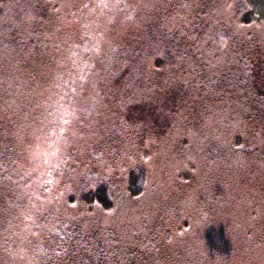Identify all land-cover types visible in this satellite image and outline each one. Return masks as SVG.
I'll return each mask as SVG.
<instances>
[{
    "label": "trees",
    "instance_id": "16d2710c",
    "mask_svg": "<svg viewBox=\"0 0 264 264\" xmlns=\"http://www.w3.org/2000/svg\"><path fill=\"white\" fill-rule=\"evenodd\" d=\"M86 4L94 7V21L77 23L79 32L69 38H79L65 43L56 75L45 79L42 91H27L31 82L20 86L24 90L4 80L0 86V217L12 219L22 208L21 218L49 223L44 234L53 248L41 264L50 258L76 264V256L78 264H171L181 255L179 243L186 242L185 253L197 237L195 212L186 208L194 206V190H204L210 163L223 156L220 138H230L242 156L246 151L243 133L220 127L238 112L249 124L264 123V0ZM78 104L87 114L76 119ZM95 122L103 124L100 130L106 126L97 144L87 138ZM71 123L82 138H66ZM94 157L106 163L123 158L124 176L94 171ZM82 159L86 168L68 179ZM165 172L173 176L169 183H190L172 189L182 206L166 224L150 213L161 205L170 212L163 190L160 197L170 184L157 180ZM124 202L136 222L127 234L114 225ZM63 203L72 205L70 214ZM77 204L85 207L77 212L81 226L72 213ZM93 211L96 216H88Z\"/></svg>",
    "mask_w": 264,
    "mask_h": 264
},
{
    "label": "rangeland",
    "instance_id": "374dc122",
    "mask_svg": "<svg viewBox=\"0 0 264 264\" xmlns=\"http://www.w3.org/2000/svg\"><path fill=\"white\" fill-rule=\"evenodd\" d=\"M86 1L91 2V0H0V86L4 80L7 85H11V88L24 90L20 86L25 82H31L32 88L27 91L31 92L33 89V92L42 91L47 86L45 79L56 75L60 59L64 56L65 43L68 44L69 40L75 41L79 38L77 36L69 38L79 32L77 23L88 22V19L94 21V7L86 4ZM110 23L112 20L105 26L106 34ZM49 32L52 35H48ZM14 80L16 82L12 83ZM13 94L16 93L13 92ZM79 108L80 104L75 108L76 119L80 115L87 114L83 111L82 104L81 111ZM142 112L144 113L141 115ZM158 112L162 111L158 110ZM144 117L145 111L140 109L138 118L144 119ZM73 127L74 123H71L69 130L65 133L66 138L67 136L69 139L82 138ZM254 127V131L250 129ZM101 128L103 124L95 122L94 135L87 136L91 140L94 139V144L105 138L106 126L100 130ZM220 128L223 133H243L247 139L244 140L246 151L242 156V149L234 148L232 145L235 144L230 143V138L226 137L225 140L220 138V155L223 156L220 159H213L210 163L209 172L205 177L203 176L202 183L208 179L202 186L204 190H194L192 195L194 206L188 204L186 208L188 210L190 207L195 212L194 214L193 211L190 212V218L197 237L191 238V248L185 253L186 242L179 243L181 255L175 261L170 258L171 264H264V123L249 124L238 112L232 123ZM248 144L255 146L251 147ZM234 150L238 153L233 155L231 152ZM83 160L74 164L75 169L70 170L68 179L86 168ZM93 164L94 171L99 170V174L108 178L112 175L124 176L123 172L127 167L123 158L117 163H106L103 159L94 157ZM171 178H173L172 174L165 172L159 174L157 179L162 185L170 184L167 189L162 187L160 190V197L163 190L164 196L161 198L164 197L170 205V212L168 213L164 205L155 206V209L150 212H155L158 220L164 224L172 220L173 211L176 214L180 213L179 207L182 206L179 194H176L178 200L173 201L177 196L171 194L172 189L183 190L190 185L189 183L186 186V182L180 183L173 180L169 183ZM199 193L201 194L198 195ZM171 195L174 204H171ZM46 203L48 207L54 209L53 204L48 203V199ZM63 204L66 207L64 212L69 211L70 214L71 209H68L72 205ZM84 208L83 205L77 204L72 209L76 224L80 226L82 224L77 212ZM5 209L1 208L3 215ZM133 210L134 208L126 202L122 204L121 212L118 213L119 219L116 224L114 223L115 229L127 234L136 228V222L132 216ZM199 211H202L204 215L200 214L197 219L195 216ZM16 212L12 219L0 217V264H41L43 258L50 256L53 248L52 237L44 234V228L48 227L49 223L38 224L37 220L30 219L29 216L21 218V213H24L22 208H17ZM62 216H65L63 208ZM88 216L96 215L93 211L89 212ZM106 217L102 218L103 224H109ZM179 217H181L180 214L176 216V219ZM90 221L91 218H89ZM93 222L94 220L91 226H94ZM86 225L88 224L83 225V229L89 228ZM34 227H39L41 230L35 232ZM179 234L182 233L179 232ZM33 256H38V259L36 260ZM73 260L77 261L76 264L80 263L78 256ZM45 264H55V261L50 258Z\"/></svg>",
    "mask_w": 264,
    "mask_h": 264
}]
</instances>
